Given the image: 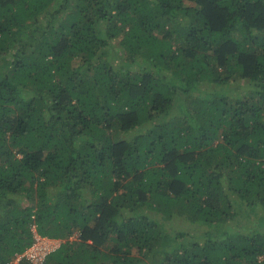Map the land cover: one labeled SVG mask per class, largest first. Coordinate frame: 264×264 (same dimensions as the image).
<instances>
[{
    "label": "trees",
    "instance_id": "16d2710c",
    "mask_svg": "<svg viewBox=\"0 0 264 264\" xmlns=\"http://www.w3.org/2000/svg\"><path fill=\"white\" fill-rule=\"evenodd\" d=\"M256 213L264 0H0V264H264Z\"/></svg>",
    "mask_w": 264,
    "mask_h": 264
},
{
    "label": "built area",
    "instance_id": "2783aa9c",
    "mask_svg": "<svg viewBox=\"0 0 264 264\" xmlns=\"http://www.w3.org/2000/svg\"><path fill=\"white\" fill-rule=\"evenodd\" d=\"M72 238L74 240L79 239V234L74 233L68 237L70 240ZM60 243L61 240L58 238L41 236L35 233L33 243L21 253L16 254L11 262L19 264L20 261L28 260L32 264H41L50 252L55 251L59 247Z\"/></svg>",
    "mask_w": 264,
    "mask_h": 264
},
{
    "label": "rangeland",
    "instance_id": "374dc122",
    "mask_svg": "<svg viewBox=\"0 0 264 264\" xmlns=\"http://www.w3.org/2000/svg\"><path fill=\"white\" fill-rule=\"evenodd\" d=\"M116 135H114L113 134V137L114 138H116L115 137ZM125 136V134H123V137ZM240 212H243V210L241 209L240 210ZM246 212L248 213V211L246 210ZM248 215L250 216V218H248V219H246L249 223H250V226L248 227V228H250L251 226H254V225H256L257 224V217L256 216H254V215H252V214H250V213H248ZM255 215H257L258 217L260 216H262V215H264V213L263 214H261V213H256ZM241 216V218H243L242 216V214L240 215ZM245 219V218H244ZM169 225H176L174 222H172V221H170L169 223H168ZM244 224V223H243ZM232 226H235V222L233 223V224H231L230 225V227H232ZM229 227V226H228ZM245 228V227H244ZM245 230H248V229H245ZM244 230V231H245ZM74 236V235H73ZM71 240H73V241H76V240H74V238H72Z\"/></svg>",
    "mask_w": 264,
    "mask_h": 264
}]
</instances>
